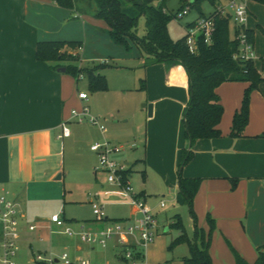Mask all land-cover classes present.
I'll return each instance as SVG.
<instances>
[{
	"label": "crops",
	"instance_id": "0c3cea01",
	"mask_svg": "<svg viewBox=\"0 0 264 264\" xmlns=\"http://www.w3.org/2000/svg\"><path fill=\"white\" fill-rule=\"evenodd\" d=\"M257 1L261 0L247 1L246 28L255 33L253 61L262 80L252 91L249 121L240 136L232 135L231 116L242 105L249 82L222 83L217 88L224 107L219 124L221 136L196 141L192 159L182 167L185 177L202 178L194 207L200 228L209 230L208 215L216 223L210 248L213 260L221 249L226 250L225 240L235 245L250 263L257 259L255 250L264 246V34L258 31H264V26L259 20L250 19L254 15L251 6ZM99 35L104 36L88 24L86 15L51 0H0V196L12 200L24 218L33 215L43 220L45 216L40 211H49L47 204L64 195L59 184L65 177L63 150L66 140L74 141V132L70 129L68 137H61L63 125L69 127L77 122L72 111L80 110L86 102L74 92L78 80L63 71L62 62L38 59V45L43 41L85 39V47L82 42L79 49L64 48L81 56L79 50L85 55L90 39ZM152 68L159 71V77H165L169 86L190 89L188 73L181 64L157 63ZM223 85L231 86L222 88ZM154 101L153 115L158 111ZM188 101L189 98L186 105ZM103 136L106 133L96 128L94 134L83 137L88 138L91 149V144ZM186 145L190 148L189 139ZM119 158L127 167L130 165L124 157ZM157 158L154 172L183 199L178 187L181 159L174 154L168 164L162 152ZM146 159L149 160V152ZM128 168L131 176L133 171ZM140 189L137 192L146 201L148 185ZM50 208L54 211L56 206ZM139 216L135 207L128 220ZM104 225L105 222L96 224ZM114 241V253L121 259L125 247ZM80 249L82 246L77 247Z\"/></svg>",
	"mask_w": 264,
	"mask_h": 264
},
{
	"label": "rangeland",
	"instance_id": "374dc122",
	"mask_svg": "<svg viewBox=\"0 0 264 264\" xmlns=\"http://www.w3.org/2000/svg\"><path fill=\"white\" fill-rule=\"evenodd\" d=\"M193 1H167L166 11L172 16L168 23V30L174 40L187 35V25L196 21L202 13L211 15L215 10L208 1L201 2L200 9L192 6ZM186 8H189V12L180 18L182 11ZM251 10L254 15L251 14L250 19L259 20V23L264 26V2L257 1L251 6ZM85 15L88 24L104 36L90 37L92 39L88 40L87 53L84 55L83 51L79 50L80 59L73 61L72 64L89 67L93 64L107 62L115 68L108 67L103 72L107 81L106 89L93 91L87 77L82 76L74 92L77 95L80 91L88 94L89 98L85 105L93 116L99 118L100 124L106 127V136L95 142L108 140L113 145L121 147V151L111 154V158L122 163L119 158L122 156L130 164L128 167H131L133 172L129 180L135 192L141 191L140 188L143 189L145 185H148L149 196L146 203L153 210L158 227L154 230L153 240L143 249L145 261L148 264H182V258L190 255L189 245L183 242L171 248L173 241L182 233L181 229L171 227V224L174 223L176 215H180L185 230L192 237L194 224L190 207L182 198H178V191H172L169 184L162 180L153 169L157 164L159 152H162V157L168 164L174 154L179 156L181 163L178 172L181 169L184 152L189 149L186 145L188 138L184 115L190 101V89L189 87L185 90L169 86L165 77H159V71L153 70L152 67L155 64L143 61L142 52L132 40L123 44L116 42L110 35L107 22L103 18L90 14ZM145 23V16H142L138 24L139 35H144ZM258 31L264 34L261 28H258ZM230 35L232 38L236 37L233 22L230 24ZM82 42L85 47V39H82ZM59 52H65V54L71 52L76 55L74 50L60 49ZM143 80L146 84L144 89H142ZM224 86L231 85H223L222 88ZM252 91L249 95L250 107ZM244 96L245 90L243 98ZM154 100H156L158 111L152 117H148V109L143 105L155 104ZM78 106L76 107L79 108ZM240 108L241 106L238 110ZM233 119L234 116H231L232 125ZM69 127L74 132V141L66 140L63 150L66 160L65 177L59 181V184L62 186L64 195H61L57 201L47 204L49 211H40L43 217L48 218L38 220L37 216L33 215L22 218L21 250L17 260L20 264H36L30 248L32 244L34 252H45L47 249L54 257L67 252L71 260L75 262L79 258H84L91 264H126L114 253V238L109 239L107 246L103 247L84 242L80 237L81 232L96 231L102 228L96 224L105 222L97 220L90 202L91 198L104 207L106 217L114 222L131 219L135 205L118 184L108 182L107 173L95 171V167L99 165V157L96 152L91 151L88 138L83 136L94 134L96 128L99 129V127L87 120L81 123L73 122ZM78 134L81 137H77ZM148 152L149 160L147 161ZM147 166H149L148 170ZM182 167L185 165L182 164ZM182 174L185 177L184 168ZM161 200H164L165 207L159 205ZM54 206L56 208L53 211L50 207ZM195 213L197 214L196 210ZM57 216L65 220V227H70L77 233L72 236L62 233L61 230L65 227H57L53 223V217ZM31 223L37 225L36 231L28 229ZM167 228L169 229L166 230ZM41 238L44 241H41ZM131 241L136 242V239L131 237ZM78 246H82L80 251L77 250ZM225 246L226 250L221 249L220 254L218 253L216 259L213 260L214 264H237V255L249 262L241 251L228 240H225Z\"/></svg>",
	"mask_w": 264,
	"mask_h": 264
},
{
	"label": "trees",
	"instance_id": "16d2710c",
	"mask_svg": "<svg viewBox=\"0 0 264 264\" xmlns=\"http://www.w3.org/2000/svg\"><path fill=\"white\" fill-rule=\"evenodd\" d=\"M59 6L73 10L77 13L90 14L103 18L108 25L109 33L118 43H127L132 40L140 49L146 63L181 64L187 71L190 83V101L186 108L184 121L186 136L190 140V148L183 155V165H186L193 157L192 146L200 139L216 138L221 136L219 124L222 120L224 107L220 102L217 88L227 81H245L249 86L245 90V96L240 110L233 119L232 135L240 136L250 117L249 95L258 86L262 77L256 70L252 59L245 60L240 54L238 39L230 35V17L222 15L218 6L226 0H194L192 6L199 8L201 2H210L215 10L211 15L215 21V34L212 44H206L198 40V48L191 52L187 44V35L174 40L168 30V23L172 16L166 11L168 0H51ZM158 3H155V2ZM264 2V0H261ZM145 16V33L138 34L139 19ZM195 21L187 25L194 26ZM236 35L238 28L235 27ZM250 41H254L253 30L245 28ZM66 46L72 49L82 47L79 41H43L37 48V57L42 61H60L66 68V72L79 80L87 77L90 88L93 91L107 88V81L103 74L110 66L106 62L82 67L72 64L78 61L80 56L69 52H59ZM76 56H79L78 58ZM64 62H67L66 64ZM85 75H84V74ZM146 88L143 80L142 89ZM179 171V193L190 207V213L195 224L194 235L189 236L185 230L180 215H176L171 227H177L182 233L173 241L171 248L179 243L187 242L190 255L182 258V264H214L211 255L212 234L216 228L214 219L208 215L209 230L206 231L198 225V218L194 210V199L199 190L202 178L184 177ZM130 174V171H129ZM257 259L253 263L247 262L237 255V264H264V246L257 248ZM122 260V256H120Z\"/></svg>",
	"mask_w": 264,
	"mask_h": 264
},
{
	"label": "built area",
	"instance_id": "2783aa9c",
	"mask_svg": "<svg viewBox=\"0 0 264 264\" xmlns=\"http://www.w3.org/2000/svg\"><path fill=\"white\" fill-rule=\"evenodd\" d=\"M248 0H226L225 4H220L217 10L225 16L230 17L231 22L238 28L236 38L240 43V54L235 57H241L245 60L254 58V45L249 40L245 28L248 22L249 11L247 6ZM189 8L182 11V15H186ZM215 34V21L213 16L199 17L195 21V25L188 28L187 44L191 52L195 53L198 48V40H203L206 44H212ZM79 98L87 101L89 96L86 92L80 91ZM72 118L77 122L89 121L97 125L104 133L106 127L100 124L99 118L93 116L86 105H83L80 110L72 111ZM71 131L64 124L61 137H68ZM91 150L98 153L99 165L95 167V171H104L107 173L108 182L118 184L124 193L131 198L133 204L138 209L140 216L134 220H120L117 222L109 220L106 217L104 207L95 199H91L94 213L99 221H105L104 227L96 231H84L80 233L82 241L90 243L94 246H107L108 240L114 238L118 245L125 247L122 252V260L126 264H148L145 261L143 249L153 240L155 236L154 230L158 227V221L153 214V210L147 205L141 194L135 192L134 187L129 180V168L126 164L120 163L111 158V154L120 152L121 147L113 145L110 141H97L91 145ZM161 207H165L164 200L160 202ZM24 218L23 213L18 209L17 205L5 196H0V264H20L17 260L21 250L20 240L22 237L21 220ZM57 227H65V220L61 216L53 217ZM30 231H36L37 225L31 223L28 225ZM67 235H75L77 232L70 227H65L61 230ZM131 237L136 239V242L131 241ZM44 241L43 238L40 239ZM33 255V261L36 264H91L90 261L79 258L76 262L71 260L67 252H63L60 256L54 257L52 252L37 251L34 252L33 246L30 245Z\"/></svg>",
	"mask_w": 264,
	"mask_h": 264
},
{
	"label": "water",
	"instance_id": "95a60500",
	"mask_svg": "<svg viewBox=\"0 0 264 264\" xmlns=\"http://www.w3.org/2000/svg\"><path fill=\"white\" fill-rule=\"evenodd\" d=\"M152 1V0H150ZM66 68H63V71H65ZM144 106H147V109H148V115L151 117L153 115V103H149V104H144ZM58 178H61L60 176Z\"/></svg>",
	"mask_w": 264,
	"mask_h": 264
}]
</instances>
